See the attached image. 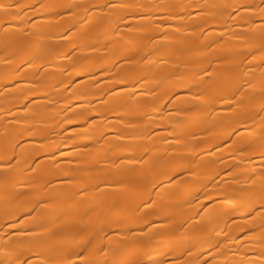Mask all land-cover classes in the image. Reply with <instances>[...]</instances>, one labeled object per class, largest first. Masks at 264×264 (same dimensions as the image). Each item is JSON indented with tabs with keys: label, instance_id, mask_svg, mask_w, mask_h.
<instances>
[{
	"label": "bare ground",
	"instance_id": "bare-ground-1",
	"mask_svg": "<svg viewBox=\"0 0 264 264\" xmlns=\"http://www.w3.org/2000/svg\"><path fill=\"white\" fill-rule=\"evenodd\" d=\"M0 264H264V0H0Z\"/></svg>",
	"mask_w": 264,
	"mask_h": 264
}]
</instances>
